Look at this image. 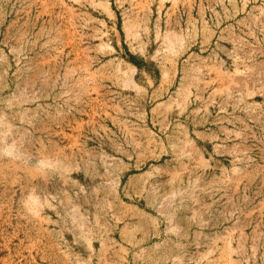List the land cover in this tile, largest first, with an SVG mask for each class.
Masks as SVG:
<instances>
[{
    "label": "rangeland",
    "instance_id": "rangeland-1",
    "mask_svg": "<svg viewBox=\"0 0 264 264\" xmlns=\"http://www.w3.org/2000/svg\"><path fill=\"white\" fill-rule=\"evenodd\" d=\"M0 264H264V0H0Z\"/></svg>",
    "mask_w": 264,
    "mask_h": 264
}]
</instances>
